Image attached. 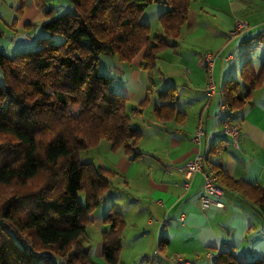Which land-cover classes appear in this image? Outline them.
Wrapping results in <instances>:
<instances>
[{"label":"crops","instance_id":"obj_1","mask_svg":"<svg viewBox=\"0 0 264 264\" xmlns=\"http://www.w3.org/2000/svg\"><path fill=\"white\" fill-rule=\"evenodd\" d=\"M7 1L0 0V37L10 39L4 48H33L47 17L35 0H24L21 13L16 11L20 0ZM238 21L246 26L233 35ZM206 53L215 56L211 72ZM111 58L106 76L112 90L127 99L128 112L145 101L131 117L142 136L133 159L113 151L106 140L81 154L82 160L119 175L90 214L83 242L89 255L102 258V236L108 229L103 219L116 210L125 223L118 264H170L175 257L211 264L222 252L239 261L264 260V211L224 184L223 209L202 211L203 174L193 175L184 189L180 171L200 152L207 159L204 170L219 165L229 178L264 190V80L240 107L219 112L230 81L243 84L245 62L255 74L264 64V0H194L177 46L159 52L152 70L143 68V53L130 63ZM210 79L212 97L205 90ZM167 88L173 90L174 109L163 107L169 99L159 96ZM223 123L237 129L235 140ZM198 127L203 131L200 145L192 141ZM89 230L98 237L94 248Z\"/></svg>","mask_w":264,"mask_h":264},{"label":"trees","instance_id":"obj_2","mask_svg":"<svg viewBox=\"0 0 264 264\" xmlns=\"http://www.w3.org/2000/svg\"><path fill=\"white\" fill-rule=\"evenodd\" d=\"M70 1L72 11L53 16L35 0L48 19L39 26L43 36L31 50L11 57L0 52V264H96L83 244L86 226L119 175L81 154L106 140L113 151L135 158L142 135L131 117L145 105L128 112L127 99L99 73V57L130 63L143 53V68L152 70L159 52L177 46L194 0ZM153 4L163 11L151 33L139 19ZM23 8L20 0L16 11ZM262 80L264 64L255 74L246 61L243 84L230 81L221 103L227 110L240 107ZM159 96L169 99L163 107L174 109L171 88ZM209 167L220 185L264 211L263 189L229 178L219 165ZM103 220L102 257L118 264L124 220L116 210ZM211 264L264 260L239 261L222 252Z\"/></svg>","mask_w":264,"mask_h":264},{"label":"built area","instance_id":"obj_3","mask_svg":"<svg viewBox=\"0 0 264 264\" xmlns=\"http://www.w3.org/2000/svg\"><path fill=\"white\" fill-rule=\"evenodd\" d=\"M245 26H246L245 22L238 21L232 30V34L235 35L237 32L245 28ZM203 58L208 72H211L213 69L215 56L211 53H206L203 55ZM214 89H215L214 83L210 79L205 89L209 97L213 96ZM226 111H227L226 106L220 103L219 112L223 114ZM223 124L225 125V131L229 133L235 140L237 129L235 127H229L225 123ZM202 136H203L202 128L198 127L192 138L193 143L196 145H200ZM203 165H204L203 155L200 152H198L189 163H187L184 167H182L180 171L182 172L184 177L183 187L184 189H187L191 183L193 175L201 172L203 174L202 193L199 197L201 210L206 211L207 209L210 208L223 209L224 207L223 200L225 197L224 189L219 184L215 172L210 167L204 170ZM170 264H191V263L182 257H175L171 259Z\"/></svg>","mask_w":264,"mask_h":264},{"label":"rangeland","instance_id":"obj_4","mask_svg":"<svg viewBox=\"0 0 264 264\" xmlns=\"http://www.w3.org/2000/svg\"><path fill=\"white\" fill-rule=\"evenodd\" d=\"M50 2H47V0H44V4L46 6V8H52L54 12H56L57 14H64L67 12L72 11V4L69 0H49ZM7 3H9V0L7 1ZM7 8H9V5H7ZM163 11V7L161 5L158 4H153L151 6H149L148 8H146L144 10V12L142 13L139 21L142 24H146L148 26H150L151 29V33H154L155 30H157L159 28V24L157 22L158 16L162 13ZM8 42L10 43V39L7 36H1L0 37V52L3 53L4 55L11 57L15 54H17L20 51H6V49L4 48V44L7 45ZM32 47H23V50H31ZM112 56L107 55V54H101L98 60V71L99 73L103 74L106 76L107 73V69L109 67H111L112 65V61L111 60ZM117 59V58H114ZM108 76V75H107ZM212 80V79H211ZM213 81V80H212ZM214 104H216V102H214ZM80 202L82 204H84V199L81 196L80 198ZM89 234L90 237L92 238V240L90 241L93 248L96 246L97 242H98V237H94V234H92V232L89 230ZM94 254H92L90 257L94 260V262L96 264H106V262L104 261L103 257L102 258H96L95 256H93Z\"/></svg>","mask_w":264,"mask_h":264}]
</instances>
